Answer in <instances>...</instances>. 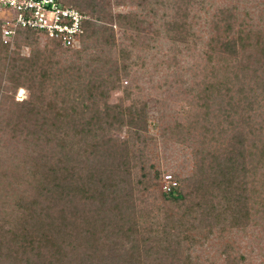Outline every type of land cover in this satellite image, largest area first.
<instances>
[{
	"label": "rangeland",
	"instance_id": "1",
	"mask_svg": "<svg viewBox=\"0 0 264 264\" xmlns=\"http://www.w3.org/2000/svg\"><path fill=\"white\" fill-rule=\"evenodd\" d=\"M103 1L113 15L115 40L106 34L87 41V49L81 43L73 48L81 50L79 58L65 52L37 56L36 64L24 65L32 75L41 68L30 88H11L0 47V253L6 258L0 264H84L90 255L97 260L102 256L96 255L99 236L114 228L112 219L123 216L128 204L133 202L135 211L164 204L167 174L196 199L190 178L203 155L210 163L230 148L243 152L250 219L225 229H201L171 259L177 264L182 257L188 258L183 264H264V0ZM222 17L233 24L226 37L222 27H214ZM48 40L41 34L34 44L16 49L34 55L49 48ZM115 67L123 79L105 103L122 106L125 118L146 103L147 134L156 136L150 163L161 172L152 191L142 189V170L134 159L126 167L115 158L127 136L125 124L116 122L110 129L113 143L98 134L87 136L89 148L85 141L55 146L52 117L61 100L75 97L89 74ZM88 114L78 112L64 124L72 130ZM109 180L115 186L104 194L105 212L91 197ZM162 212L156 213L164 218ZM25 237L29 244L12 247L14 239ZM98 243L105 244L104 238ZM17 253L22 258L15 259Z\"/></svg>",
	"mask_w": 264,
	"mask_h": 264
},
{
	"label": "trees",
	"instance_id": "2",
	"mask_svg": "<svg viewBox=\"0 0 264 264\" xmlns=\"http://www.w3.org/2000/svg\"><path fill=\"white\" fill-rule=\"evenodd\" d=\"M57 1L62 5L75 7L88 16L83 22L84 32L81 36L83 49L88 48L87 41H98L106 34L108 40H115L113 15L107 13L106 4L103 3V0ZM220 12L224 13V10L221 8ZM9 15H12V10L0 7V47L4 49L1 64L8 70L7 80L14 92L19 87L30 88V81L34 78L36 80L37 76L41 74L39 65L40 69H37L35 76L28 73L27 68L25 70L26 66H24L25 63L36 64L37 56H46L48 52L52 54L65 52L72 53L79 58L81 50L65 46L60 40L50 36H46L50 42L48 43L49 48L45 47L36 51L34 55H32L33 53L29 56L20 55L16 47L21 44L27 46L34 44L33 42L38 40L41 34L36 30L23 28L17 32L13 43L4 44L1 41V18ZM223 16L226 17V15ZM225 17L220 18L214 27L219 30L222 27L226 37L233 24L231 20L227 21ZM241 39L242 37H240ZM122 67L126 69L127 65L124 64ZM106 71L104 69L98 75L91 74L92 76H90L89 74L91 79L81 84V91L77 92L75 97L70 100H61L62 105L56 108L52 117L54 120L52 128L57 126L58 137L54 133L55 146L57 149H61L63 148L62 143L67 147L85 141L89 148L92 144L89 143L87 136H98V134L110 137L113 143L115 139L110 135V129L116 126V122L125 124L128 128L127 136L123 139L120 152L115 158L118 159L120 166L130 165L131 159H134L135 165L142 170L143 180H139L143 184L142 189L152 191L158 186L161 172L158 170L159 167L155 168L156 166L150 163L152 158L150 147L156 136L147 134V105L145 103L142 106H137L136 112L126 118L122 106L107 105L105 103L107 95L111 89L119 86L123 75H121V70L118 67L107 73ZM71 83L69 82V87L73 86ZM99 101L103 103V107H100ZM81 111L89 113L87 119L84 123L81 122L75 128L72 126V130H69L63 120H71ZM124 118H128V120L125 122ZM51 136H53L52 133ZM97 136L95 142L98 141ZM207 157L205 153L190 178L194 184L193 194L196 195V199H192L191 191L186 193L181 189L182 187L178 182L171 191H161L164 203L162 205L152 203L149 208H141L140 211H135L134 203L128 204L123 216L112 219L111 222L117 221L113 225L114 228L105 230L106 233L99 236L95 248L100 253L96 255L102 256L96 260V257L91 258L95 255H90L83 263L177 264L176 260L171 259L174 251L178 247L182 248V243L191 240L194 234L199 233L201 229H225L224 227H229L235 222L249 220L252 199L245 194L246 189H248L245 186L248 183V177H246L247 171L243 170L244 156L242 150L226 149L223 153L215 155L210 163L205 162ZM124 170L127 172L129 169ZM80 186L82 187L81 192L89 199L87 189L83 184ZM113 186H115L113 181L109 180L92 192L91 198L97 199L98 206L105 212H107L108 207L104 205L106 201L104 194ZM86 187L88 188V184ZM158 211H163L164 218L156 213ZM98 217H100L99 212ZM93 219L94 221L97 219L96 212ZM99 221L102 220H97V222ZM70 236L74 237V233ZM119 237L122 242L118 245L117 241L114 242V238L117 240ZM102 238H104L105 244L98 243ZM23 242L29 244V239L27 237L23 240L14 239L11 245L13 248H17L14 244L20 245ZM124 248L127 250L126 252L118 251ZM20 258H22L20 253H17L15 259ZM0 259L6 262L5 256L1 253ZM7 259L8 261L12 260ZM187 260V257H182L178 264H183L182 261L186 263ZM50 264L53 262L50 261Z\"/></svg>",
	"mask_w": 264,
	"mask_h": 264
},
{
	"label": "built area",
	"instance_id": "3",
	"mask_svg": "<svg viewBox=\"0 0 264 264\" xmlns=\"http://www.w3.org/2000/svg\"><path fill=\"white\" fill-rule=\"evenodd\" d=\"M0 7L12 10L11 16L1 18V41L4 44L13 43L17 32L23 28L54 37L68 47L81 44L83 22L88 16L75 7L62 5L57 0H0ZM177 184L173 175L167 174L163 191L169 192Z\"/></svg>",
	"mask_w": 264,
	"mask_h": 264
}]
</instances>
